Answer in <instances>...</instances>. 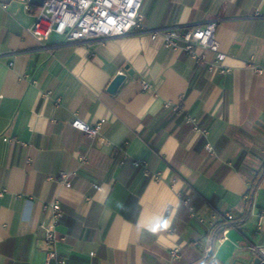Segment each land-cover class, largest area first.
I'll return each mask as SVG.
<instances>
[{
	"label": "crops",
	"instance_id": "obj_1",
	"mask_svg": "<svg viewBox=\"0 0 264 264\" xmlns=\"http://www.w3.org/2000/svg\"><path fill=\"white\" fill-rule=\"evenodd\" d=\"M142 9L153 30L218 20L230 73L212 77L133 32L41 43L34 15L0 0V264H45L44 206L54 200L67 264H254L249 248L264 247V73L246 65L264 69V0H144ZM76 119L104 121L100 138L73 128Z\"/></svg>",
	"mask_w": 264,
	"mask_h": 264
},
{
	"label": "built area",
	"instance_id": "obj_2",
	"mask_svg": "<svg viewBox=\"0 0 264 264\" xmlns=\"http://www.w3.org/2000/svg\"><path fill=\"white\" fill-rule=\"evenodd\" d=\"M21 3L25 10L34 15L35 22L31 28L32 34L41 43H44L52 33L63 37L64 44H83L94 40H109L125 36L131 32L148 35L151 39H161L164 46L175 52H182L189 56L198 67H205L207 74L214 77L225 76L231 68L226 65L227 55L221 51L216 33L219 26L218 20H212L203 27L173 26L153 30L147 25L143 13L144 0H45L42 7L36 8L30 0H9ZM7 5L3 4V8ZM256 17H261L258 12ZM212 55L211 60L208 55ZM13 66V64H10ZM261 75L264 69L252 62L246 64ZM143 91L151 89V85L145 80H140ZM167 107H170L167 105ZM178 110V107L174 108ZM191 122L190 119L187 120ZM104 121L90 125L85 121L76 119L72 127L85 133L91 139H98L104 126ZM3 142H11L2 138ZM208 150H211L208 146ZM80 164H86L85 156L78 155ZM136 167H144V162H135ZM69 174L61 173L58 177L67 188L71 185L67 181ZM53 179V178H50ZM48 214V222L42 226L44 239L50 250L46 254L45 264H67V259L62 256L58 248L66 241V238L57 234L56 227L63 217V209L58 200H54L44 206ZM225 222L234 220L232 214L223 216ZM203 222V220H200ZM213 229L216 224H212ZM220 242L228 240L229 230L221 231ZM251 254L264 264V247H250ZM171 259L177 261L181 258L180 249L170 252Z\"/></svg>",
	"mask_w": 264,
	"mask_h": 264
},
{
	"label": "water",
	"instance_id": "obj_3",
	"mask_svg": "<svg viewBox=\"0 0 264 264\" xmlns=\"http://www.w3.org/2000/svg\"><path fill=\"white\" fill-rule=\"evenodd\" d=\"M44 1L45 0H30V3L34 6L42 7L44 4ZM124 80H125L124 75L116 76L113 79V81L110 83L108 87V92L111 94H114L118 90V88L120 87V85L123 83ZM254 264H260V261L256 259Z\"/></svg>",
	"mask_w": 264,
	"mask_h": 264
},
{
	"label": "trees",
	"instance_id": "obj_4",
	"mask_svg": "<svg viewBox=\"0 0 264 264\" xmlns=\"http://www.w3.org/2000/svg\"><path fill=\"white\" fill-rule=\"evenodd\" d=\"M259 183V182H258ZM224 228H220L219 229V232L216 233V235H221V231L223 230Z\"/></svg>",
	"mask_w": 264,
	"mask_h": 264
}]
</instances>
